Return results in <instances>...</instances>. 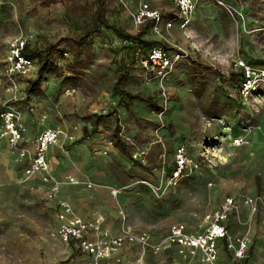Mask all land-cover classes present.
Masks as SVG:
<instances>
[{
  "label": "rangeland",
  "instance_id": "obj_1",
  "mask_svg": "<svg viewBox=\"0 0 264 264\" xmlns=\"http://www.w3.org/2000/svg\"><path fill=\"white\" fill-rule=\"evenodd\" d=\"M175 15L171 0H0V111L18 113L30 151L38 131L58 132L48 151L55 192L41 173H24L0 136V264H94L58 234V199L85 220L102 214L109 236L120 233L123 214L156 242L175 223L200 231L203 215L229 195L240 200L226 221L232 245L220 242L214 263L175 245L146 248L144 258L264 264V206L243 203L264 191V0H198L184 27ZM18 36L29 37L36 57L11 85L5 58ZM135 37L181 57L167 73L149 70ZM180 146L187 161L171 179ZM240 239L247 247L238 256ZM140 252L124 243L107 259L132 264Z\"/></svg>",
  "mask_w": 264,
  "mask_h": 264
},
{
  "label": "built area",
  "instance_id": "obj_2",
  "mask_svg": "<svg viewBox=\"0 0 264 264\" xmlns=\"http://www.w3.org/2000/svg\"><path fill=\"white\" fill-rule=\"evenodd\" d=\"M171 2L176 6L177 15L175 17L179 25L181 27L188 25L198 0H171ZM143 16L151 17L156 21L162 19L161 13L157 10L145 9ZM171 22L172 17L167 19L166 24L170 26ZM30 42L29 37L26 36L14 37L8 42L5 75L11 85H15L17 76L27 75L34 69L35 59L28 55V50L32 47ZM144 53L142 64L147 69L156 70L160 74L167 73L181 57L178 51L169 55L167 49L161 45L153 46ZM250 71L249 67H246L248 75ZM0 125V136L6 139L10 147L16 149L18 158L25 163L24 173L29 175L35 172L41 173L43 180H49L52 183L51 192H55L58 189V182L50 173L48 151L57 142L58 132L52 128L38 131L33 139V149L30 151L24 145L26 142L25 128L14 109L5 107L0 111ZM186 161L183 147L180 146L176 150L175 168L169 172L168 177L171 179L177 177L184 169ZM70 180L73 181V178L70 177ZM50 194L52 196V193ZM257 202L264 206V191L243 200L251 211L256 210ZM239 206L240 200L234 195L226 196L222 204L203 215L204 226L200 231H190L182 223H175L170 226L164 237L152 242L147 233H135L130 225L125 224L123 214H121L123 220L120 233L109 236L107 229L103 227L104 216L102 214L96 215L91 220H85L74 212L66 200L58 199L56 201L57 232L62 240L74 241L80 250L92 255L94 264H111L107 259L110 252L120 248L124 243H136L141 247V252L132 264H150L143 256L146 248L157 252L170 245L178 246L179 252H182L184 248L196 251L200 254L202 261L214 263L218 256L219 243H226L227 248L232 245L229 242L226 221ZM246 247L247 241L240 239L235 254L245 255Z\"/></svg>",
  "mask_w": 264,
  "mask_h": 264
},
{
  "label": "trees",
  "instance_id": "obj_3",
  "mask_svg": "<svg viewBox=\"0 0 264 264\" xmlns=\"http://www.w3.org/2000/svg\"><path fill=\"white\" fill-rule=\"evenodd\" d=\"M96 17H97V19H99V20H101L102 22H104L103 21V19H102V17H101V15H100V6H99V8L97 9V11H96ZM171 17H173V15L171 16ZM115 31L119 34V35H121V36H129V35H127V34H124V33H122V32H120V31H118L117 29H115ZM135 38H137L138 39V42H139V47L141 48H143V47H147L148 45H150L151 44V41H147V40H145V39H143V38H140V37H135ZM31 43V42H30ZM31 46H33L32 44H31ZM149 48H151V46H149V47H147V50L149 49ZM146 50V51H147ZM35 50L31 47L29 50H28V55L31 57V58H34L35 59ZM42 66H43V64L41 65V68H42ZM118 90V92H119V94L120 95H123V94H128V93H126L124 90H120V89H117ZM128 96H130V97H134V96H138L140 99H142V100H144V101H148L149 100V97H142V96H140V95H128ZM66 262V259L65 260H61L58 264H64Z\"/></svg>",
  "mask_w": 264,
  "mask_h": 264
},
{
  "label": "crops",
  "instance_id": "obj_4",
  "mask_svg": "<svg viewBox=\"0 0 264 264\" xmlns=\"http://www.w3.org/2000/svg\"><path fill=\"white\" fill-rule=\"evenodd\" d=\"M75 212V211H74ZM76 213V212H75ZM187 249V248H186Z\"/></svg>",
  "mask_w": 264,
  "mask_h": 264
}]
</instances>
